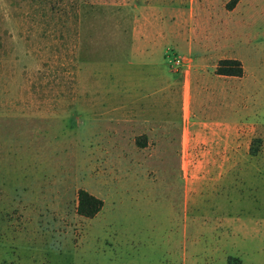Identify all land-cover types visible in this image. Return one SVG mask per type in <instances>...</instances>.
Returning a JSON list of instances; mask_svg holds the SVG:
<instances>
[{"label":"rangeland","instance_id":"1","mask_svg":"<svg viewBox=\"0 0 264 264\" xmlns=\"http://www.w3.org/2000/svg\"><path fill=\"white\" fill-rule=\"evenodd\" d=\"M229 1L0 0V264H264V0Z\"/></svg>","mask_w":264,"mask_h":264},{"label":"crops","instance_id":"2","mask_svg":"<svg viewBox=\"0 0 264 264\" xmlns=\"http://www.w3.org/2000/svg\"><path fill=\"white\" fill-rule=\"evenodd\" d=\"M238 116V102L237 119H234V113L229 116V114L219 113L218 110L211 111L198 120L199 130L197 133L199 135L205 134L204 140L208 143L210 149L223 147L222 144L225 139L227 142V139L233 138L234 133H238Z\"/></svg>","mask_w":264,"mask_h":264},{"label":"trees","instance_id":"3","mask_svg":"<svg viewBox=\"0 0 264 264\" xmlns=\"http://www.w3.org/2000/svg\"><path fill=\"white\" fill-rule=\"evenodd\" d=\"M236 0H230L233 4ZM216 72L228 75H241L243 66L241 61L235 57H223L218 59ZM103 200L85 188L77 191V211L84 216H93L102 206Z\"/></svg>","mask_w":264,"mask_h":264}]
</instances>
